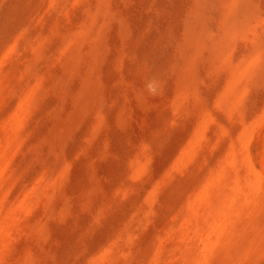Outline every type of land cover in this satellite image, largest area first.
Instances as JSON below:
<instances>
[{
  "label": "rangeland",
  "instance_id": "1",
  "mask_svg": "<svg viewBox=\"0 0 264 264\" xmlns=\"http://www.w3.org/2000/svg\"><path fill=\"white\" fill-rule=\"evenodd\" d=\"M0 264H264V0H0Z\"/></svg>",
  "mask_w": 264,
  "mask_h": 264
},
{
  "label": "clouds",
  "instance_id": "2",
  "mask_svg": "<svg viewBox=\"0 0 264 264\" xmlns=\"http://www.w3.org/2000/svg\"><path fill=\"white\" fill-rule=\"evenodd\" d=\"M146 89H147L150 93H154V91H155L154 83H153V82H149V83L146 85Z\"/></svg>",
  "mask_w": 264,
  "mask_h": 264
}]
</instances>
